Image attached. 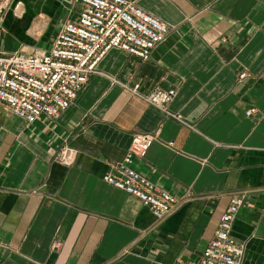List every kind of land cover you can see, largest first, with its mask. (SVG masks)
Returning <instances> with one entry per match:
<instances>
[{"label":"crops","instance_id":"crops-1","mask_svg":"<svg viewBox=\"0 0 264 264\" xmlns=\"http://www.w3.org/2000/svg\"><path fill=\"white\" fill-rule=\"evenodd\" d=\"M16 1L2 55L41 51L30 44L47 18L58 34L82 10ZM134 1L173 28L149 60L113 49L56 119L27 124L0 105V264L197 262L237 195L232 235L246 241L244 264H264V0ZM169 89L183 121L147 100ZM140 134L155 136L142 174L181 200L162 221L103 179Z\"/></svg>","mask_w":264,"mask_h":264},{"label":"built area","instance_id":"built-area-1","mask_svg":"<svg viewBox=\"0 0 264 264\" xmlns=\"http://www.w3.org/2000/svg\"><path fill=\"white\" fill-rule=\"evenodd\" d=\"M76 1L82 5L78 19L64 22L49 48L0 54V105L27 124L41 118H58L84 91L90 77L98 72L100 61L113 49L147 61L173 32L170 25L146 12L134 0ZM21 4L16 0H0V32L9 12H16ZM175 95V89L158 90L147 100L183 121L180 115L167 109ZM255 112V108H250L246 115ZM154 141L152 134L133 136L124 159L103 179L137 197L162 221L175 211L181 200L140 170L139 163L146 158ZM67 157L65 153L62 155L64 160ZM244 202L243 196L232 197L214 237L197 262L177 264H244L246 241L232 235L234 221Z\"/></svg>","mask_w":264,"mask_h":264},{"label":"rangeland","instance_id":"rangeland-1","mask_svg":"<svg viewBox=\"0 0 264 264\" xmlns=\"http://www.w3.org/2000/svg\"><path fill=\"white\" fill-rule=\"evenodd\" d=\"M54 17H50L47 18V22H46V27L44 28H39L37 30H39L38 32H41L40 36H37L35 34V40L30 44L32 48H34L35 50H43L48 48L52 42L53 39L57 36V32L54 34ZM14 28V31L11 32L12 36H21L23 30V27L25 26V23H23L22 20L19 21H14L11 24ZM52 35V36H51Z\"/></svg>","mask_w":264,"mask_h":264}]
</instances>
